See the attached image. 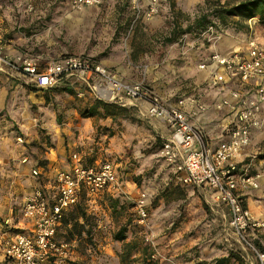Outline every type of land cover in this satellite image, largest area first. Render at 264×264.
<instances>
[{
	"label": "rangeland",
	"instance_id": "obj_1",
	"mask_svg": "<svg viewBox=\"0 0 264 264\" xmlns=\"http://www.w3.org/2000/svg\"><path fill=\"white\" fill-rule=\"evenodd\" d=\"M19 2L23 10L11 14L21 23L23 32L32 35L23 50L39 56L41 65L69 53L91 55L105 64L113 59L124 63L130 57L135 62L159 61L162 65L149 80L145 76V81L164 88V78L171 79L178 93L192 90L203 77L196 52L206 56L227 40L245 43L244 49L250 32L264 46V30L258 27L257 18L235 22L240 18L232 16L224 21L210 17L221 27L215 25L221 37L211 45L201 36L202 31L195 29L175 42L165 41L176 20L185 27L197 14L213 8L216 0H162L161 10L152 19L138 21L133 27L130 0H102L83 12L73 10L70 0H33L31 10H26L27 0ZM182 56L188 57L183 60ZM167 59L171 60L169 65ZM170 65L178 66L172 77ZM141 78L140 74L137 80ZM65 87L60 83L54 89L41 90V110L34 104L27 109L15 107L20 121L1 125L0 136H11L14 142L13 154L8 156L12 176L8 173L5 182L4 172L0 173V205L4 207L8 201L11 211L0 219L1 223L9 220L8 225H14L22 220L24 191L28 189L25 178L28 183L33 169L46 168L51 151L63 152L64 165L70 164V155L77 151L87 164L112 161L120 179L128 181L135 194L111 196L110 192H101L89 196V200L83 192L80 204L67 213L57 234L59 239L74 244L69 264H145L148 254L151 256L155 250L157 258L151 257L148 264H219V259L221 264H262L233 233L226 207L214 199L209 189L180 184L174 167L158 155L164 138L156 127L160 123L165 126L163 122L142 115L140 107L131 104L126 105V116L113 120L102 110L82 117L93 100L83 99L85 94L78 97ZM262 146L264 140L259 136L252 153L257 160H264ZM141 192L149 197L144 223L138 221L135 210ZM256 192L249 194L252 201L264 205V195ZM82 212L84 217L80 216ZM122 227L125 238L115 239ZM12 229L16 230L14 226ZM256 235L255 239L252 234L248 236L255 247L256 239L264 244V229L257 230ZM127 242L131 246H126ZM126 252L129 256L123 262Z\"/></svg>",
	"mask_w": 264,
	"mask_h": 264
},
{
	"label": "built area",
	"instance_id": "obj_2",
	"mask_svg": "<svg viewBox=\"0 0 264 264\" xmlns=\"http://www.w3.org/2000/svg\"><path fill=\"white\" fill-rule=\"evenodd\" d=\"M161 1L130 0L133 10L131 26L152 19L160 11ZM101 2L70 0V6L80 11ZM26 7L31 10L33 0H27ZM201 36L211 45L220 39L221 32L214 24H209ZM182 40L186 41L184 37ZM245 46L229 53L212 48L199 63L200 69H210L211 85L224 89L229 84L227 94L213 102L214 109H228L236 118L229 128V140L215 148L209 144L204 129L190 120L191 116L209 108L205 102L191 97L193 106L188 112L183 108L185 99H179L175 104L167 103L144 76L135 81L125 80L91 55L65 54L41 65L40 57L28 51L9 57L0 41V72L39 90L69 81L79 85L78 97L88 92L105 102L137 105L142 115L165 123L168 135L163 139L158 155L174 167L178 182L209 189L214 199L226 207L233 233L264 264V253L257 250L248 237L252 234L255 239L256 231L264 229V216H255L245 205L243 197L249 189L259 187L261 172L249 173L247 168L250 165L241 168L239 162L251 144L254 132L264 129V117L258 113L264 105V46L254 38L248 39ZM71 156L74 160L72 167L56 172L58 197L53 203L49 202L41 186L25 197L22 216L31 223L32 230L30 233L16 231L3 240L9 264H69L74 244L57 237L66 211L77 203L83 191L88 195L101 192L124 194L117 165L112 161L105 159L85 165L77 152ZM250 157L255 158V155ZM32 173L37 176L39 170L33 169ZM148 200L145 192L135 200L140 223L148 218ZM151 257L157 258L156 250Z\"/></svg>",
	"mask_w": 264,
	"mask_h": 264
},
{
	"label": "crops",
	"instance_id": "obj_3",
	"mask_svg": "<svg viewBox=\"0 0 264 264\" xmlns=\"http://www.w3.org/2000/svg\"><path fill=\"white\" fill-rule=\"evenodd\" d=\"M161 4V8H162ZM23 4L19 2V0H0V41L4 45V52L11 58H14L16 55L25 52L23 49L28 44V41L31 40L32 35L28 36L23 32V28H21V23L16 22L13 19V13L15 10H23ZM92 7V6H91ZM91 7H85L81 10L87 11V9ZM160 8V10H161ZM28 10V9H26ZM141 22V21H140ZM142 23V22H141ZM233 40H227L225 45H219L217 50L221 51L222 53H229L234 51L238 48H242L244 44H236L233 43ZM172 46L169 50H172ZM245 48V47H244ZM243 49V48H242ZM197 57L198 64L201 60L205 57L200 56L199 53L196 52L194 55ZM188 56H182L183 60H185ZM182 60V59H181ZM101 63H103L100 60ZM184 62V61H183ZM159 61H148V60H141L139 62L132 61L130 59H126V62H122L121 59H113L110 61H106V64L103 63L105 66L111 68L112 70L116 71L120 76H122L125 80L128 81H135L138 77H148V80L152 74V72L160 67ZM171 60L167 59V64L169 65ZM170 73L169 77H172L175 74V70L178 69V66L174 67L170 65ZM202 74V79L196 83V87L194 86L192 90L186 89L182 92H177L178 87L175 85V82H171V79L168 80L166 78L165 81L167 84L164 85V88H157L155 84H152L151 87L156 90L161 97L167 102L171 104H175L179 99H185L184 101V109L186 111H190L193 103L190 102V98L193 97L196 100H200L205 102L208 105V109L206 111H201L195 116H191L190 120L196 126L201 127L204 129L207 135V139L209 144L215 148L221 142L227 141L230 138L229 128L231 126V122L234 121L236 118L234 117V113L228 111V109H224L223 111H216L213 107V102L220 97L224 96L228 92L229 84L226 87L220 88L218 86L211 85L209 78H210V69L205 68L200 70ZM161 74V73H159ZM162 75V74H161ZM168 76V75H167ZM162 79V80H164ZM161 91L165 93H161ZM43 93L39 89H34L32 86L25 85L23 82L19 81L18 79L11 78L4 72H0V130L1 125L5 122L6 126H10L9 124L13 125L15 120H19V112L15 110V107L27 109L29 105H37L38 109L41 110V101ZM168 93V94H167ZM141 106L143 103H140ZM259 115L264 117V105H262L261 109L259 110ZM89 119V118H87ZM151 119H156L152 117ZM157 120V119H156ZM20 121V120H19ZM27 123V120L24 119ZM160 123V122H159ZM158 123V124H159ZM165 124V123H164ZM160 127L159 131L156 129V132H159L160 136L165 138L168 135V128L165 124L162 125L161 123L158 125ZM261 136V140H264V132L255 131L252 137L251 144L247 147L245 154L239 159L241 168H245L246 166L250 165L247 169L249 173L261 172V176L259 178V187L256 189H249L246 191L247 197H245V205L255 214L257 217L264 216V205H256L252 201L249 194L253 191H257L256 194L264 195V160L262 159H255L250 157L253 155L255 150V140L257 137ZM13 138L11 136H0V173L4 172L5 182H8V173L12 176V169L8 161V156L13 154ZM259 145L258 148H260ZM262 150H264V146H262ZM77 152V151H73ZM72 152V153H73ZM81 158V162L85 165H93L87 164L83 161L82 155L80 152H77ZM72 155V154H71ZM70 155V164L64 165L62 163L63 159V152L60 149H55L51 151L48 155L49 163L47 166L41 167L39 170V175L35 176L32 173V180L25 178V184L28 186V189L24 191L23 203L25 197L35 188L41 186L46 194L48 195V199L50 203H53L56 198L58 197V190L56 187L55 182V175L59 170L62 169H70L74 164V160ZM95 164L97 162L95 161ZM68 166V167H67ZM26 171V168H24ZM2 180V179H1ZM122 181L123 185V192L124 194H130L133 196L135 194V188L129 184L128 181ZM85 192V191H83ZM81 193L79 200L74 205H71L70 208L66 211L69 212L78 204H80L83 194ZM86 193V192H85ZM91 195L87 194V199L91 200ZM93 197V196H92ZM23 206V205H22ZM10 206L8 205V201L5 202V206L2 207L0 205V219L4 216L7 217L11 211ZM9 220L6 221L5 224L0 222V264H9L8 260L5 256L4 252V244L3 240L11 235H13L16 231H25L27 233L31 232V223L25 220L22 216V220L19 221L17 224L8 225ZM16 228V230L12 229ZM61 225L58 228L60 229ZM58 234V232H57Z\"/></svg>",
	"mask_w": 264,
	"mask_h": 264
},
{
	"label": "trees",
	"instance_id": "obj_4",
	"mask_svg": "<svg viewBox=\"0 0 264 264\" xmlns=\"http://www.w3.org/2000/svg\"><path fill=\"white\" fill-rule=\"evenodd\" d=\"M230 16L240 18V19H236L235 22H241L243 20H250L253 18H257L258 27L264 30V0H239L235 3H230V0H226L224 3H221L220 0H216L215 6L213 8L207 10L206 12L203 11L197 14L196 17L191 22L187 23L185 27H182L176 20L174 22V26L172 30L170 31L169 36L165 38V41L167 43L175 42L177 38L183 33H186L193 29L199 30L198 32H200L209 24H214L220 29L221 27L218 26L216 23H213L210 17L219 18L224 21ZM247 38L257 39V37L253 35L251 32L247 35ZM64 84L66 86L65 88H68V90L70 91L71 90L74 91V93H76V90L79 87V85L71 84L69 81H66ZM32 88L36 89L35 87ZM54 88H56V86L49 89H54ZM49 89H41V90H49ZM83 99L85 100L91 99L93 100V102L91 103V105L88 107L87 110L82 112V117L92 116L96 112H98V110H102L104 116L110 117L113 120L119 116H124L125 111H127L128 110L127 108H129L126 105H119L115 102H105L103 100L94 98L88 92L85 93ZM162 141L163 140L160 141V146L162 144ZM104 193H108V192H104ZM110 194H112L111 196H115L114 194H116V196H120L123 193H110ZM67 213L65 214V216L67 215ZM65 216L62 220V223L65 219ZM80 216L84 217L85 216L84 212L80 213ZM76 218L77 217H75V219ZM124 232H125V228L122 227L115 235V239L123 240L125 238ZM259 240L260 239L255 240L256 248L260 252L264 253V244H262ZM126 246H131L130 242H127ZM126 256H129L128 252H126L123 255V262H125L124 259L127 258ZM146 258L147 259L144 261L145 264L150 263V261L152 260L150 253ZM221 261L222 259H219L217 262L221 264ZM79 264H93V263H79Z\"/></svg>",
	"mask_w": 264,
	"mask_h": 264
}]
</instances>
